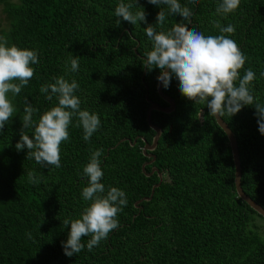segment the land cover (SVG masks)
<instances>
[{
    "label": "trees",
    "instance_id": "obj_1",
    "mask_svg": "<svg viewBox=\"0 0 264 264\" xmlns=\"http://www.w3.org/2000/svg\"><path fill=\"white\" fill-rule=\"evenodd\" d=\"M120 0H0L6 26L0 35L9 46L38 49L39 63L34 77L12 98L16 111L0 134V264H264V228L256 224L254 212L236 194L231 149L224 132L209 115L206 104H196L179 91L173 77L164 94L175 102L170 114L153 111L151 121L162 134L151 161L143 155L145 142L151 145L155 133L146 122L148 99L167 107L157 93L159 68L149 72L145 52L153 42L144 29L155 25L160 10L166 13L161 29L187 24L205 35H220L211 22L234 25L230 35L245 53L247 69L256 73L250 85L253 95L264 104V0H241L233 13L217 15L220 0H179L188 7L189 20L138 0L146 12L147 24L133 25L115 16ZM129 0H125V3ZM137 9H133L136 11ZM69 53L80 57L79 71L66 67ZM65 76L79 84L76 95L81 110L97 113L101 127L89 142L83 139L76 119L70 138L61 145V167H42L27 159L28 149L18 151L26 102L38 111V121L58 104L40 92L53 77ZM147 88V89H146ZM233 132L241 161V187L264 208V135L259 131L256 109L245 106L238 114L222 118ZM34 129H27L30 136ZM136 139V143L131 144ZM143 139L145 141H143ZM122 140H125L122 142ZM119 143V144H118ZM100 157L103 183L122 189L127 206L119 214L120 226L107 240L68 257L66 242L70 225L65 219L79 218L89 202L82 198L87 186L83 167L93 151ZM163 176L150 201L151 189ZM34 172L39 184L28 182ZM22 177V178H21Z\"/></svg>",
    "mask_w": 264,
    "mask_h": 264
},
{
    "label": "clouds",
    "instance_id": "obj_2",
    "mask_svg": "<svg viewBox=\"0 0 264 264\" xmlns=\"http://www.w3.org/2000/svg\"><path fill=\"white\" fill-rule=\"evenodd\" d=\"M148 3L166 5L169 13L179 15L183 20L192 16L191 10L182 7L179 0H148ZM240 4L241 0H220L216 14H231ZM134 8L137 10L133 11ZM115 16L120 18L117 24H120L121 18L133 25L138 22L147 24L146 12L138 6V0L127 3L120 0ZM165 19L166 13L161 9L156 17L157 23L148 24L144 29L153 42L152 50L144 54L145 68L149 72L159 68L157 79L165 89L171 86L175 77L181 94L196 104H206L210 116L232 117L245 106L254 105L259 131L264 135V104L253 95L250 87L256 73L247 69L241 77L247 57L236 41L226 35L233 34L235 26L224 27L218 20L212 21L220 35H205L182 23L166 31H158L157 26L162 29ZM80 59L69 53L66 67L70 64V72L79 71ZM38 63V49H21L15 44L9 46L7 37L0 35V134L16 111L11 97L18 95L29 84L36 71L33 65ZM260 75L264 76V72ZM52 79L54 82L42 85L40 92L49 101L55 97L58 104L36 121L33 116L38 109L26 102L20 140L15 147L18 151L26 147L27 159H34L42 167L60 168L61 145L70 138L69 128L73 119L77 121L76 127H82L86 142L101 127V120L97 113L81 110V99L76 95L79 84L75 79L69 81L65 76ZM27 129H34L31 136L27 134ZM102 152L103 149L93 151L83 167L82 175L87 178V186L82 189L81 195L85 202H89L88 206L84 207L79 218L63 221L66 228L70 225L67 241L62 242L64 254L68 257L84 249L83 237H90L87 243L89 251L107 240L109 234L120 226L118 216L127 206V196L122 189L112 186L106 189L101 183L104 176L100 160ZM27 179L32 184L40 183L34 172H28Z\"/></svg>",
    "mask_w": 264,
    "mask_h": 264
},
{
    "label": "water",
    "instance_id": "obj_3",
    "mask_svg": "<svg viewBox=\"0 0 264 264\" xmlns=\"http://www.w3.org/2000/svg\"><path fill=\"white\" fill-rule=\"evenodd\" d=\"M146 73V68L144 67V72H143V77L145 76ZM162 82L158 81L157 82V93L159 95V97L161 98L162 101H164L167 104V107H163L160 106L157 103H154L152 101H150L148 99V89H147V93H146V101L149 104V108L147 110V114H146V122L148 124V126L150 127V129L155 133L152 143L151 145L147 144L145 142V146L143 147V155L147 158H151V161L146 162L142 165V171L144 172L145 167L147 165H151L154 161H155V156L152 154H148L147 152H153L156 150L157 145H158V141L161 137L162 134V130L155 124L152 123L151 121V114L153 111H157V112H161L164 114H170L175 110V102L174 100L167 96L166 94H164L163 90H162ZM216 124L218 125V127L224 132V134L227 137L228 140V144L229 147L231 149V155H232V160H233V165H234V169H235V173H234V185H235V191L237 194V197L244 203H246L254 212H256L259 216H261L264 219V208L261 207L260 205H258L256 202H254L250 197H248L242 187H241V161H240V155H239V150H238V144L236 141V138L233 134V132L231 131V129L229 128V126L224 122V120L222 118H216L214 117ZM125 140H122V142H124ZM143 141H145L143 139ZM136 143V139L134 140V142L131 144L132 146ZM119 144V143H118ZM154 173H157L159 181L156 185H154L151 189V195L148 198H144L142 200H139L136 202L135 207L139 208L138 205L141 202H148L151 200L154 191L156 188H158L162 181H163V176L161 173L158 172V170L156 168H153L151 170V172L149 174H146L147 177H150L151 175H153Z\"/></svg>",
    "mask_w": 264,
    "mask_h": 264
},
{
    "label": "rangeland",
    "instance_id": "obj_4",
    "mask_svg": "<svg viewBox=\"0 0 264 264\" xmlns=\"http://www.w3.org/2000/svg\"><path fill=\"white\" fill-rule=\"evenodd\" d=\"M6 16L2 12V7H0V24L2 27L6 26ZM256 224L264 228V221L256 218Z\"/></svg>",
    "mask_w": 264,
    "mask_h": 264
}]
</instances>
